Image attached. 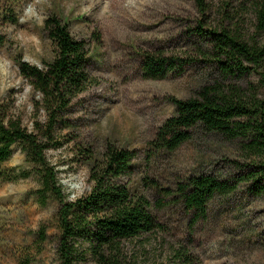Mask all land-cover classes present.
<instances>
[{"label": "rangeland", "instance_id": "rangeland-1", "mask_svg": "<svg viewBox=\"0 0 264 264\" xmlns=\"http://www.w3.org/2000/svg\"><path fill=\"white\" fill-rule=\"evenodd\" d=\"M55 17L87 43L95 79L74 101L71 126L58 130L60 146L46 153L68 201L91 192L90 157L101 159L112 144L136 152L135 169L124 183L148 197L156 217L153 232L122 243L118 264H264V193L251 192L253 183L215 197L205 215L178 199L179 187L192 178L228 180L256 171L252 165L263 159L251 156L241 140L200 129L175 151L156 140L176 114L175 100H198L205 87L223 82L211 58L210 34L229 30L252 40V0H25L17 23L0 24V106L21 116L30 131L37 119L34 94L16 59L40 69L52 62L55 49L45 22ZM146 56H161L170 70L165 78L149 77ZM224 84L264 101L260 77L252 71ZM38 117L46 119L43 111ZM0 169L11 178L26 174L15 181L0 178V264H60L58 202L39 204L38 178L19 147ZM78 264L98 263L88 253Z\"/></svg>", "mask_w": 264, "mask_h": 264}, {"label": "trees", "instance_id": "trees-1", "mask_svg": "<svg viewBox=\"0 0 264 264\" xmlns=\"http://www.w3.org/2000/svg\"><path fill=\"white\" fill-rule=\"evenodd\" d=\"M24 1L0 0V24L17 23ZM252 8L255 34L251 41L229 30L210 34L214 44L211 58L219 65L223 82L205 87L198 100H175L176 114L156 136L158 147L175 151L191 140L190 131L200 129L230 142L241 140L251 156L263 159L260 164L255 162L252 168L256 171L248 174L228 180L199 176L179 187L178 199L198 215L206 214L212 199L232 195L242 183H253L251 192L264 193V101L252 98L238 86L224 84L252 71L264 89V0H252ZM45 30L55 49L52 62L40 69L16 59L20 75L33 90L34 129L30 131L21 116H10L0 106V165L19 147L38 178L39 204L45 207L50 200L58 202L60 264H78L88 253L98 264H118L116 255L125 240L158 228L148 197L124 183L135 169L137 154L109 144L101 159L90 157L91 192L68 201L46 153L60 146L58 130L71 126L68 116L74 101L95 84V79L89 71L87 43L76 39L65 21L51 18L45 22ZM145 60V71L152 79H163L170 71L161 56H146ZM42 111L45 121L38 117ZM20 175L11 178L0 169L5 182L26 176Z\"/></svg>", "mask_w": 264, "mask_h": 264}]
</instances>
